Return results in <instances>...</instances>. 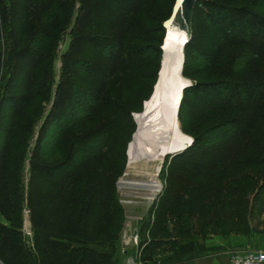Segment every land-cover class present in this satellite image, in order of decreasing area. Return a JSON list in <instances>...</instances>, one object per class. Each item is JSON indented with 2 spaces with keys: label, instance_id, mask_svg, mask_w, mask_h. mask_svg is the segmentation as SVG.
Instances as JSON below:
<instances>
[{
  "label": "rangeland",
  "instance_id": "obj_1",
  "mask_svg": "<svg viewBox=\"0 0 264 264\" xmlns=\"http://www.w3.org/2000/svg\"><path fill=\"white\" fill-rule=\"evenodd\" d=\"M33 1L0 0V233L10 235L11 213L16 218L14 231L21 235L27 253L37 260L43 249L35 248V242L52 243L56 248L70 242L73 249L87 246L118 264H124L128 256H138L144 264L143 250L152 237L167 242L157 256L167 263L190 256L186 251L200 255L201 247L213 236L229 238L251 231L256 236L264 234V97L257 99L256 91L245 89L232 100L236 105H253L249 113L239 116L242 119L235 120L238 112L232 110L208 117L207 110L230 98L233 89L224 93L223 87L205 88L223 81L256 82L264 66L259 61L264 51L262 57L258 54L259 62L249 60L250 50L246 49L251 47L233 46L222 38V23L227 21L218 17L221 26L213 25L207 12L216 16L215 12L202 3L204 0L195 3L192 41L186 44L180 73L181 79L192 85L180 92L176 120L179 132L192 142L165 158L159 175L160 193L151 199L147 191L123 188L119 183L129 166L128 154L137 132L135 116L152 98L160 77L164 23L176 0H148L145 11L135 18L137 27L130 26L123 36L122 30L113 29L109 38L108 32L97 28L108 24L118 4L86 0L88 5L94 3L82 18L79 33L82 39L88 35L91 40L78 38L77 42L70 32L80 11L78 0L61 36L60 27L68 16H60V7L53 5L51 18L44 19V12L36 19L35 13L45 11L48 1L36 5ZM217 1L246 7L254 0ZM254 11L264 16L260 9ZM87 18L94 20L85 23ZM229 23L239 27L234 31L235 40L259 45L256 38L263 35V29L255 33L243 17ZM92 37L106 41L123 38L129 55L118 54L115 59L114 41L104 44ZM102 51L110 53L113 60L100 56ZM121 58L118 75L115 68ZM212 58L216 60L211 65ZM106 73L113 75L103 104L89 105L94 86ZM252 111L256 115H251ZM233 119L237 122L233 131L224 127L208 134L215 122ZM100 126H105L104 130ZM245 126H252L249 134L238 140ZM67 159L72 167L65 171L75 169L70 174L81 180L83 190L77 195L84 198L72 210L60 193V165ZM3 186L7 193L1 191ZM3 193L11 201H20L19 212L5 208ZM71 218L77 221L73 232L78 235L60 236V230H69Z\"/></svg>",
  "mask_w": 264,
  "mask_h": 264
},
{
  "label": "trees",
  "instance_id": "obj_2",
  "mask_svg": "<svg viewBox=\"0 0 264 264\" xmlns=\"http://www.w3.org/2000/svg\"><path fill=\"white\" fill-rule=\"evenodd\" d=\"M41 1H46V2L48 1V5L43 8L45 11H43L41 14L35 13L36 19L40 18L44 12H45L44 13V16H45L44 19L51 18L52 12L55 10V9H53V10L51 9L53 7V5L55 8L60 7V16H62V15L65 17L68 16L66 23L60 27V36H61L65 32L67 27H69L70 20L72 18L73 13H74L73 6H74L75 0H60V1H58V0H35L33 2H34V5H36V2H41ZM78 1L80 4V11L78 12V14L75 18V21H76L75 22V28H72V30L70 32L71 34L74 35L73 42L74 41L77 42L76 39L81 38L82 35H80V33H79V26H80L79 24L81 23L82 18L83 19L85 18V14L87 12H89L90 7H91L90 4L94 3V2H92V3L89 2L90 4L88 5L86 0H78ZM111 1L118 4L117 5L118 6L117 11L114 12L113 14H110V15L108 14L110 16L109 19H107L108 24H104L103 26H100L99 28H97L99 31L108 32V38L113 36V35L111 36L113 29H116V30L119 29L120 32L122 30L123 33H121V35L123 36V35H125L124 33L127 32V29L130 26H131V28L137 27V23H136L137 21H135V18L138 16L140 17L142 12L145 11V8H144L145 4L148 3L147 2L148 0H111ZM202 3L205 4V6L211 8L212 12H215L216 16H214L213 13L211 15V13L209 11L207 12V15L212 17L211 21H212L213 25H216L218 27L221 26V24L218 21V17H221L222 21L223 20L227 21V24L222 23V28L224 30H223V37H222V33H221V37L224 38V41L229 42L233 46H236V44H240V45L245 46L246 48H247V46L251 47L252 50L246 49V50H250L249 60L254 58V59H256V61H258V54H259V56L262 57L261 53L264 51V33L261 31V34H263V35L259 38H256V39H259L257 41V42H259V45L254 44V43L253 44L247 43L243 40L237 41V40H235L236 35H235L234 31H235V28L237 29L238 26L233 25L229 22L231 21L234 23V22H236V20L239 17H241V18L243 17V19L245 20V23L248 24L249 28L251 30L252 29L256 30L255 33L260 31V29L264 30V16L258 15L254 11V10L260 9L262 12H264V0L251 1L249 6H246V7H237L233 4L232 5L224 4L221 1H217V0H204V1H202ZM100 17H102V16H100ZM86 20H85V23H92L94 19L92 20L90 18H87ZM90 20L92 22H90ZM224 26H227V27H224ZM228 27H231L232 30L233 29L234 30L232 31L230 29H226ZM118 35L120 36V34H118ZM127 35H129V34L127 33ZM92 38H95L94 39L95 41L97 40L100 43H104V44H106V42L114 41L116 43V50L113 51V53L115 52L114 55H116L115 59L119 57L118 54H120V55L122 54L125 57L127 55H129V52L126 51V50H129L128 47L125 48L123 46L126 42V40L123 38L117 37L116 41L112 40V39L106 41L105 38H96V37H92ZM81 40L87 41V40H91V39H90V36L88 37V35H87V37H84L83 39L81 38ZM252 40H254V39H252ZM191 41H192V38L190 39L189 42H191ZM104 47H106V46H104ZM70 52H72V51H70ZM254 55H256V56H254ZM100 56H102V57L105 56V57L111 58V60H113V56H111L110 53H106L104 51L100 52ZM219 56H220V53H217L216 54L217 60L220 58ZM120 57H122V56H120ZM11 59H12L11 55L8 54L7 63H8L9 68L12 67V62H11L12 60ZM214 59L215 58H212L210 60L211 65L213 64ZM121 61L119 63V66H117L115 68V71H118L117 72L118 75H120L119 73L121 72V68L123 66V59L122 58H121ZM259 61H262V63H264V58L259 57ZM184 63H185V54H184ZM214 63H215V61H214ZM235 66H237V65H235ZM115 71H114V73H115ZM111 74L113 75V73H111ZM111 74L108 75L106 73V75L104 76V79L99 81L98 85L94 86V88L96 87V89L92 92V97H91V101H90L89 105H102L103 104L104 95H106L108 93V86L107 85L109 84L108 79L112 77ZM114 75L117 76L116 73ZM258 75H259L258 76L259 81L257 80L256 82H239V83H236V82H231V81H223V82L215 83L216 85H207L208 87H205V88L214 89V90L215 89L216 90H222V87H223L224 93H225L226 89L232 88L233 93L231 91L232 95L230 98L229 97L228 98L225 97L226 99L222 98L224 100L222 102H218L219 105L211 106L207 110L206 115L208 114V117L209 116H215V115H218L219 113L223 112L222 110H232V111L238 112V118H236L235 120H238L239 118L242 119V117H239V116H241L242 114L245 115V114L249 113L250 108H252L253 105H242V104H240V103L245 104L244 100H242L239 103L240 105H238V104L236 105L233 103L232 100L236 101L237 97L240 96L241 92H244L245 89L247 90L250 88L257 92V94H256L257 99H261V97H264V66H263L262 71L261 72L259 71ZM197 86L199 87L200 85H197ZM208 91H210V90H208ZM181 93H182V90H181ZM227 102L231 103V104H227ZM222 103L224 105H220ZM247 104H248V102H247ZM263 107H264V105L262 106V108ZM177 111L179 113V109ZM252 113H251V115H256L253 111H252ZM257 115H259V114L257 113ZM260 116H263L262 112H260ZM232 121L233 122L229 121L226 123H216L215 122V124H213L210 128H208L209 129L208 132H210L208 134H213L215 132H218L220 129H223L224 127L226 130H228L230 132L233 131V128L237 122L235 123L234 119ZM101 128L104 130L105 126H103V127L100 126L99 129H101ZM243 128L245 129L244 133H243V135H241V134L237 135L238 140L243 139L245 136H247V134H249L250 128L246 127V126ZM99 129L97 131H99ZM62 138H64V137L62 136ZM197 143H198V138L195 139V142L192 144L191 148H193L194 144H197ZM70 163H71V161L69 162L67 159L60 165V173L62 170V175H60V180L62 182V183H60V185H61L60 186V193L64 194V197L66 196L67 207L70 206L69 208H70V210H72V209L76 208V204L81 205L83 203L84 198H83L82 194L80 197L77 195L78 192L81 193V191L83 190L82 186L79 185L81 180L77 179L74 174H72V175L70 174V173H73L75 169L70 170V168H69L68 172H67V170L65 171V169H66L65 167H67V166L72 167L71 165H69ZM174 179H177V177H175ZM178 179H179V177H178ZM170 181L173 182L174 180L170 179ZM1 191L2 192L5 191L4 186H3V188H1ZM85 192H86V190H85ZM4 193H7V191H5ZM4 193H3L2 199H3V201H6V202H4L6 205L5 208H10L11 211H13L15 213L19 212V210L21 209L20 201L18 199L11 201L12 199H9L8 197L5 198L6 194H4ZM168 200L170 202L172 201V199H168ZM8 215L10 218V223L12 224V228L9 230L10 235H5L3 233H0V262H1V264H36V263H39V264H118V262L116 260L109 258L107 254L101 255V254L97 253L95 250L87 248V246L86 247L81 246L80 249H73L72 247H70L71 246L70 242H65L63 244H60V248H56V245H54L52 243H47V244L41 245L39 241L35 242V248H38L39 251H41L40 250L41 247L43 249V251L39 257L40 259L37 260V258L35 257V255L33 253H31V252L27 253V250H25V244L22 240L21 235H17L16 231H14V230H16L15 229L16 227H14L13 219L16 220V218H13V216L11 217V213H8ZM76 222L77 221L74 218H71L68 222L69 223V226H68L69 230H66L65 232L60 230V236L66 234V233L70 234L69 236L78 235L76 232H73V231H75V230H73V226L75 225ZM166 244H167L166 241L152 237L149 240L147 247L143 250L144 264H158V262H160V261L157 259V256L165 248Z\"/></svg>",
  "mask_w": 264,
  "mask_h": 264
},
{
  "label": "bare ground",
  "instance_id": "obj_3",
  "mask_svg": "<svg viewBox=\"0 0 264 264\" xmlns=\"http://www.w3.org/2000/svg\"><path fill=\"white\" fill-rule=\"evenodd\" d=\"M175 4L171 17L164 23L166 36L160 77L152 98L143 112L135 116L137 132L128 154L129 166L119 183L123 188L145 190L151 199L160 193L159 175L165 158L187 149L192 142L179 132L176 111L181 90L191 85L187 79H181L180 73L185 47L191 39L194 5L190 9L184 0H176Z\"/></svg>",
  "mask_w": 264,
  "mask_h": 264
},
{
  "label": "crops",
  "instance_id": "obj_4",
  "mask_svg": "<svg viewBox=\"0 0 264 264\" xmlns=\"http://www.w3.org/2000/svg\"><path fill=\"white\" fill-rule=\"evenodd\" d=\"M264 251V234L235 233L229 238L222 235L207 239L206 245L201 247L200 255L186 252L187 256L177 262H158V264H231L230 258L236 252ZM126 264V263H124Z\"/></svg>",
  "mask_w": 264,
  "mask_h": 264
},
{
  "label": "built area",
  "instance_id": "obj_5",
  "mask_svg": "<svg viewBox=\"0 0 264 264\" xmlns=\"http://www.w3.org/2000/svg\"><path fill=\"white\" fill-rule=\"evenodd\" d=\"M231 264H264V252L248 251L236 252L230 258ZM126 264H143L138 256H128Z\"/></svg>",
  "mask_w": 264,
  "mask_h": 264
},
{
  "label": "water",
  "instance_id": "obj_6",
  "mask_svg": "<svg viewBox=\"0 0 264 264\" xmlns=\"http://www.w3.org/2000/svg\"><path fill=\"white\" fill-rule=\"evenodd\" d=\"M197 1H200V0H184V3L186 4V7L188 6L191 9L193 7L194 3L197 2ZM185 88H187V87H185Z\"/></svg>",
  "mask_w": 264,
  "mask_h": 264
}]
</instances>
